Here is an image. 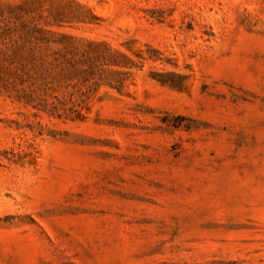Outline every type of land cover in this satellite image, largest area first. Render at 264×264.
<instances>
[{
    "label": "rangeland",
    "instance_id": "374dc122",
    "mask_svg": "<svg viewBox=\"0 0 264 264\" xmlns=\"http://www.w3.org/2000/svg\"><path fill=\"white\" fill-rule=\"evenodd\" d=\"M0 264H264V0H0Z\"/></svg>",
    "mask_w": 264,
    "mask_h": 264
}]
</instances>
